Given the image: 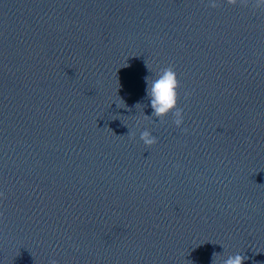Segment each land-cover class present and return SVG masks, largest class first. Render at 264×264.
Segmentation results:
<instances>
[{"label":"water","instance_id":"obj_1","mask_svg":"<svg viewBox=\"0 0 264 264\" xmlns=\"http://www.w3.org/2000/svg\"><path fill=\"white\" fill-rule=\"evenodd\" d=\"M165 67L179 127L149 115ZM236 252L264 264V6L0 0V264Z\"/></svg>","mask_w":264,"mask_h":264},{"label":"clouds","instance_id":"obj_2","mask_svg":"<svg viewBox=\"0 0 264 264\" xmlns=\"http://www.w3.org/2000/svg\"><path fill=\"white\" fill-rule=\"evenodd\" d=\"M257 6H264V0H252ZM145 94L148 105L152 112L149 115L162 117L169 111H173L174 123L176 126H182L184 121L183 109L178 106V87L179 80L172 67L163 68L160 73L152 79L144 78ZM140 138L145 145H152L157 141V136L152 133L148 127L140 131ZM247 257L241 252L229 255L222 261V264H243ZM51 264H57L55 260Z\"/></svg>","mask_w":264,"mask_h":264}]
</instances>
